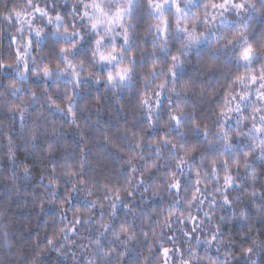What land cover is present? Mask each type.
Returning <instances> with one entry per match:
<instances>
[{"label":"clouds","instance_id":"1","mask_svg":"<svg viewBox=\"0 0 264 264\" xmlns=\"http://www.w3.org/2000/svg\"><path fill=\"white\" fill-rule=\"evenodd\" d=\"M0 264H264V0H0Z\"/></svg>","mask_w":264,"mask_h":264}]
</instances>
